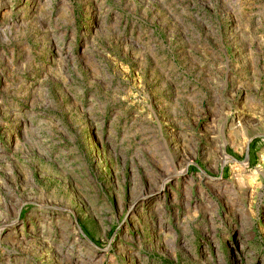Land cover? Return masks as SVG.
Instances as JSON below:
<instances>
[{
    "label": "rangeland",
    "instance_id": "1",
    "mask_svg": "<svg viewBox=\"0 0 264 264\" xmlns=\"http://www.w3.org/2000/svg\"><path fill=\"white\" fill-rule=\"evenodd\" d=\"M0 264H264V0H0Z\"/></svg>",
    "mask_w": 264,
    "mask_h": 264
}]
</instances>
